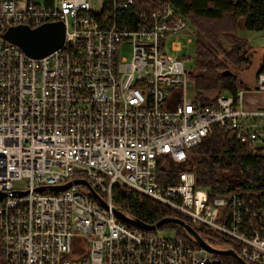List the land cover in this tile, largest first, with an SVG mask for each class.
Here are the masks:
<instances>
[{
	"label": "built area",
	"instance_id": "obj_1",
	"mask_svg": "<svg viewBox=\"0 0 264 264\" xmlns=\"http://www.w3.org/2000/svg\"><path fill=\"white\" fill-rule=\"evenodd\" d=\"M59 20L62 44L40 57L3 37L12 25ZM191 30L165 0H0V190L6 193L0 257L6 264H218L215 253L160 227L118 219L114 185L216 234L246 263L264 264V189L212 195L196 184L188 164L170 170L213 124L241 144H264V108H243L241 88L205 92L210 102L203 104L183 58L166 51H180L184 35L192 42ZM256 88L264 91V61ZM159 157L164 174L175 175L169 182L157 180ZM74 177L85 178L106 205L82 184L36 189Z\"/></svg>",
	"mask_w": 264,
	"mask_h": 264
},
{
	"label": "trees",
	"instance_id": "obj_2",
	"mask_svg": "<svg viewBox=\"0 0 264 264\" xmlns=\"http://www.w3.org/2000/svg\"><path fill=\"white\" fill-rule=\"evenodd\" d=\"M51 0H45L49 3ZM170 1L189 21L195 36L194 67L189 70V77L194 84L196 96L203 104L210 99L203 93L229 92L235 94L239 87L236 73L229 71L228 64H250L246 52V42L238 33V19L244 17V28L250 31L264 30V0H165ZM118 20H129L130 15L115 13ZM225 43V45L223 44ZM159 157L156 165V177L160 182H169L175 175L164 174ZM188 168L195 173L196 184L208 187L210 193L217 194L229 189L255 190L264 189V144L252 147L235 141L229 131L217 124L196 145L188 149V159L170 170ZM113 207L132 217L155 221L164 216H177L190 223L173 210L163 207L145 196L136 195L124 187H112ZM191 224V223H190ZM171 227L174 234L191 246L198 244L184 228L174 222L160 226ZM206 240L221 239L214 233L195 228ZM228 245V244H227ZM232 246V245H228ZM218 264H240L232 256L213 254ZM1 264H6L1 259ZM255 264V263H251Z\"/></svg>",
	"mask_w": 264,
	"mask_h": 264
},
{
	"label": "water",
	"instance_id": "obj_3",
	"mask_svg": "<svg viewBox=\"0 0 264 264\" xmlns=\"http://www.w3.org/2000/svg\"><path fill=\"white\" fill-rule=\"evenodd\" d=\"M64 36V25L62 21H54L49 23L41 24L35 28H29L26 25H12L9 26L3 33V37L10 42H13L20 46L22 50L26 52L29 56L40 57L52 50L59 47L63 42ZM223 74L231 73L230 71H224ZM72 183L82 184L88 188L89 192L98 200L102 205H106L105 201L98 194V192L91 186V184L83 177H74L71 181L65 183L54 184V185H43L37 186V190H62L69 187ZM14 194H22L23 191H13ZM6 193L0 190V198L5 196ZM115 216L133 226L142 229H155L160 227L165 223L174 222L180 225L186 230V232L191 236V238L204 249L215 253V254H225L232 256L240 264H248L241 257H239L233 248L231 247H214L208 243L197 231L196 229L184 219L177 216H164L156 220L154 223H148L144 220L132 217L122 211L112 208Z\"/></svg>",
	"mask_w": 264,
	"mask_h": 264
},
{
	"label": "rangeland",
	"instance_id": "obj_4",
	"mask_svg": "<svg viewBox=\"0 0 264 264\" xmlns=\"http://www.w3.org/2000/svg\"><path fill=\"white\" fill-rule=\"evenodd\" d=\"M238 23H239V32L242 35L243 34V30L244 29V17H240L238 19ZM192 29V28H191ZM246 31V30H245ZM262 31V30H261ZM192 32V30H191ZM247 32V31H246ZM252 33H257V35H262L263 32H252ZM191 37H192V42H187L186 41V37L187 35H184L181 38V42H182V47L180 51H173L170 49V47H166V51L170 54H176L177 56L183 58V63L184 66L190 70L191 68L193 69L194 67V57H195V36L193 35V33H190ZM249 38H252V36H250ZM171 42V38L167 40V43ZM225 45V43H223ZM261 44L263 45V41L257 44L256 47H254L255 49H246L247 54L250 56L251 59V64L250 65V70L252 71L254 69V67L256 66L258 59L260 57V51L258 50V48H260ZM259 46V47H258ZM122 56H126L128 57V52L127 49H124V51H122ZM246 63H240L237 65H232V64H228V68L229 71H231L232 73H236L237 76H240L241 74L245 73V67L249 66ZM16 184L18 185H22V181H17ZM82 191L85 192L86 188L82 187ZM162 234H166L168 236L173 235L174 229L171 227H163L162 228ZM210 244L213 245L214 247H218V248H222V247H227V243H224L223 241H218V240H209ZM0 264H1V257H0Z\"/></svg>",
	"mask_w": 264,
	"mask_h": 264
},
{
	"label": "crops",
	"instance_id": "obj_5",
	"mask_svg": "<svg viewBox=\"0 0 264 264\" xmlns=\"http://www.w3.org/2000/svg\"><path fill=\"white\" fill-rule=\"evenodd\" d=\"M245 29V28H244ZM246 30V29H245ZM243 30V34L241 35L238 29V33L241 38H243L246 42V49H255L254 47L257 44L263 41V45L261 44L258 50L260 51V57L254 69L250 70V65L245 67V73L241 74L239 77V87L243 90L242 93V106L245 109H263L264 108V91L258 90L256 88V74L259 70L260 66L264 61V30L256 31L263 32L262 35H257V33H252L254 31ZM252 36V38H249ZM259 47V46H258ZM251 64V63H250Z\"/></svg>",
	"mask_w": 264,
	"mask_h": 264
},
{
	"label": "bare ground",
	"instance_id": "obj_6",
	"mask_svg": "<svg viewBox=\"0 0 264 264\" xmlns=\"http://www.w3.org/2000/svg\"><path fill=\"white\" fill-rule=\"evenodd\" d=\"M138 196V195H137ZM208 242V241H207ZM213 246V245H212Z\"/></svg>",
	"mask_w": 264,
	"mask_h": 264
}]
</instances>
